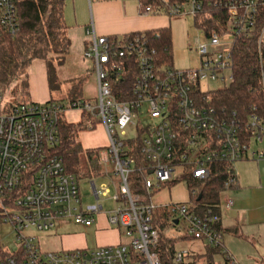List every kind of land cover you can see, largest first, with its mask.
I'll return each mask as SVG.
<instances>
[{
	"label": "built area",
	"instance_id": "1",
	"mask_svg": "<svg viewBox=\"0 0 264 264\" xmlns=\"http://www.w3.org/2000/svg\"><path fill=\"white\" fill-rule=\"evenodd\" d=\"M219 4L229 14L230 31L207 34L196 26L201 37L189 45L199 60L193 68L160 62L144 33L126 37L97 35L92 27L87 30L84 56L92 61L95 101L76 99L69 102V108L86 112L102 124L108 156L103 161L113 164L117 177H109L108 183L99 186L91 183L94 203L82 204L78 180L65 171L62 157L56 154L58 122L67 109L49 100L8 106L9 100L0 93V224L11 225L18 243L14 251L3 248L7 254L0 257L1 264H162L155 250L159 239L156 210L162 213L160 222L183 220L185 235L221 246L222 235L213 228L216 216L196 214L188 201L156 204L151 200L154 192L186 172L204 179L213 162L233 164L264 157V151L252 147L264 136V119L255 113L243 119L234 111L219 110L210 102L213 90L201 88L202 81L216 79L217 73L224 81L226 69L232 81V44L236 37L248 36L264 0H222ZM202 9V0H187L169 6L167 12L145 6L139 13L158 15L163 11L195 17ZM19 28L15 0H0V35L12 36ZM130 78L128 88L125 83ZM144 104L151 122L139 127ZM129 128H133L131 135ZM133 172L141 175L145 193L131 192L129 177ZM234 181L229 177L225 189ZM106 198L115 206L104 216L109 225L120 230L122 241L94 248L41 247L38 234L51 232L58 222L91 226L93 216L102 209L98 201ZM186 255V250L173 252L171 259L180 263ZM224 256L225 264H234Z\"/></svg>",
	"mask_w": 264,
	"mask_h": 264
},
{
	"label": "trees",
	"instance_id": "2",
	"mask_svg": "<svg viewBox=\"0 0 264 264\" xmlns=\"http://www.w3.org/2000/svg\"><path fill=\"white\" fill-rule=\"evenodd\" d=\"M139 9L149 6L153 10H168L169 6L181 4L187 0H137ZM222 0H202L201 14L193 17L195 26L203 27L209 34L217 31L220 34L229 32L230 17L226 8L220 5ZM20 19V28L14 35H0V93L6 99L8 106L17 105L30 100L28 85V67L35 59L44 62L46 81L50 94L49 101H54L51 93L59 90L61 82L57 76V66L64 63L70 47L67 35V25L64 22L65 0H15ZM144 33L156 48L158 59L171 66L170 30L169 25L145 31L129 32L122 36H132ZM117 36V35H108ZM260 38V41H259ZM232 81L221 89L213 90L210 94L211 105L223 109L226 113L234 111L241 118L250 113L264 119V6L259 7L255 22L248 36H238L231 47ZM260 53V58H259ZM125 79H121L124 81ZM131 83L127 81L126 87ZM71 86L69 102L76 100ZM74 91V92H73ZM98 123L88 113L82 112L76 123L67 122L63 116L59 118V143L56 154L62 157L65 171L80 176L103 174L100 170L98 148H82L77 140L80 131L94 128ZM85 165V167H83ZM210 174L207 178L196 179L189 172L179 179L170 182L167 187L178 181H185L189 198L188 202L194 207L196 214H211L216 216L213 224L215 231L221 235L229 229H222L219 222L220 193L225 189L224 184L229 177L235 178L233 164L216 161L210 164ZM234 183L229 185L233 187ZM129 188L132 193H145L141 175L137 172L129 177ZM154 224L159 231L158 252L162 264H173L171 254L174 252L173 243L164 235L169 226L175 222L167 220L160 222L161 211H155ZM167 219V218H166ZM231 231V230H229ZM187 235H184L185 238ZM192 238V237H191ZM206 256L209 260L213 254L222 253L220 245H206ZM7 253L0 242V257ZM1 264V263H0ZM210 264V263H209Z\"/></svg>",
	"mask_w": 264,
	"mask_h": 264
},
{
	"label": "rangeland",
	"instance_id": "3",
	"mask_svg": "<svg viewBox=\"0 0 264 264\" xmlns=\"http://www.w3.org/2000/svg\"><path fill=\"white\" fill-rule=\"evenodd\" d=\"M161 12L162 13H159L158 15L159 17H161V19L164 16L168 20L167 25H169L170 30L171 66L175 68L196 67L199 63V60L196 56L195 49L193 47L190 48L189 45L193 44V40L195 37H201V32L194 25L193 17L189 13L168 15L166 13H163V11ZM71 48L67 56L65 57L64 64L62 65L61 72L59 74L61 77H63L62 79H60V89L53 91L51 95L54 101L61 103L67 109L63 115L64 119L67 122L76 123L79 121L81 111L69 108V90L71 86L74 85V87H76V89L74 90L76 91V99H82L85 102L94 104L95 100L93 97L96 96V82L95 78L92 77L93 71L91 58L84 56V53L82 54L83 57L81 56L80 58L76 50H74L75 47H73L72 50ZM30 70L29 80L30 78H32V76H35V85L38 89L37 93H41L43 90V94L45 92L47 96L45 74L42 62L39 60L35 61L30 65ZM221 75V73H217L216 79H208L206 81H202L201 88L203 90H216L227 87L230 83V71L227 69L224 71V81L220 80ZM34 97L35 95L33 96L31 91V99L34 100ZM5 98L8 99L9 95H6ZM149 122H151V119L147 115L146 105L144 104L142 106L138 125L139 127H141ZM131 130H133V128L128 129L129 135H131ZM77 140L81 144L82 148L90 147L98 148L99 150L98 157L101 160L99 168L103 172V174H101L102 177L91 174L90 176H80L79 178H77L80 188L79 190L81 191L80 194L83 196L84 200L86 202L94 203L91 183L99 186L101 182L108 183L109 177L117 179V177L113 173V164L109 160L103 161L104 158L108 159L107 149L105 147L107 143V136L102 124H96L92 129L80 131L77 136ZM252 147L256 150L264 151V136L260 142L256 144L253 143ZM236 162L234 164L235 168L239 164H242H238ZM83 167H85V165H83ZM134 173L135 172L131 173V175ZM110 188L111 189L109 191V195H111V193L113 192V188ZM187 196L188 189L186 183L185 181L181 180L174 183V186H172L169 190L165 187L160 188L151 195V200L155 201L157 198H165L166 200L171 202H179L186 200ZM102 203L104 211L111 210L115 206V203L107 198L102 200ZM93 218V226L89 227L76 224L71 221L58 222L50 232L52 233V236L47 238L44 233H39V241L42 245H46L45 241L48 240L49 243L57 244L60 250L94 248L99 245H107L105 243H117L118 241L123 240L120 230L115 226L109 225L103 214L94 215ZM185 227V222L183 220H180L177 224H175V226H169V228L165 232H163L166 237H168L169 239L171 238L174 252H178L181 250L189 251L188 249H191L188 239L183 238L186 230ZM0 241L3 248L7 251H14L17 249L18 243L15 240V232L10 224H0ZM194 242L198 244L206 243V241L203 239H195ZM44 245L41 247H44ZM193 250L196 251V249H192V251ZM215 256L218 257L219 255L217 254ZM192 259L193 258L191 257H184L182 262L175 263L172 261V263L189 264L190 260L192 261ZM193 260L195 261L194 264H207V260L205 256L202 255V253L198 254V256H196ZM262 264H264V261Z\"/></svg>",
	"mask_w": 264,
	"mask_h": 264
},
{
	"label": "crops",
	"instance_id": "4",
	"mask_svg": "<svg viewBox=\"0 0 264 264\" xmlns=\"http://www.w3.org/2000/svg\"><path fill=\"white\" fill-rule=\"evenodd\" d=\"M64 22L68 27L67 35L71 42L69 50L74 45V50H76L78 56L81 58V56L83 57L84 55L83 53L89 37L87 30L91 27L97 35L121 36L129 32L145 31L166 26L168 20L164 16L161 19L159 15L140 14L137 0H65ZM38 60L43 64L47 96L45 92L43 94V90L41 93H37L38 89L35 85V76H32L29 80V73L31 71L30 66L27 70L29 95L30 100H32V91L33 96L35 95V99L32 101L44 102L50 99V94L46 81L44 62L40 59H35L32 63ZM62 65L57 66L56 68L57 76L58 78L60 77L59 80L63 78L59 75ZM92 77L94 78V75H92ZM236 163L242 164H239L235 168V162L233 163V170L235 173L234 185L231 188L221 191L219 198L220 226L222 229L231 230H228L227 232L224 231L222 234V253L213 254L208 260L206 256L207 244L195 243V238L186 236L185 238L188 239L191 249H188L189 251H187V255L185 257H191L194 259L198 256V254L202 253L207 260V264L212 262L216 264H225L226 259L224 254H226L228 258L234 262V264L263 263L264 157L258 160L254 158H245L238 160ZM100 177H102V175ZM172 186H174V184ZM172 186H166L165 188L169 190ZM188 198L189 193L186 200L179 202H186L188 201ZM81 199L82 204L92 203L86 202L82 195ZM227 199L230 201L229 205H226ZM93 200V202H95L94 197ZM98 202L102 205V209L98 212V214H106L107 211L103 210L102 200H99ZM153 202L161 204L171 201H168L165 198H157ZM44 235L48 238L52 236V233L49 232ZM45 244L46 245L43 244V249L59 250L58 245L55 243H49L48 240H46ZM105 244H114V242ZM40 245L43 246L41 242ZM192 249H196V251H192ZM217 254L219 255L218 257L215 256ZM193 259L192 261L190 260L189 264L195 263Z\"/></svg>",
	"mask_w": 264,
	"mask_h": 264
},
{
	"label": "water",
	"instance_id": "5",
	"mask_svg": "<svg viewBox=\"0 0 264 264\" xmlns=\"http://www.w3.org/2000/svg\"><path fill=\"white\" fill-rule=\"evenodd\" d=\"M174 222L176 223L177 221H176V220H174Z\"/></svg>",
	"mask_w": 264,
	"mask_h": 264
}]
</instances>
